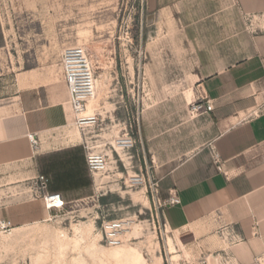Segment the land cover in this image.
I'll return each instance as SVG.
<instances>
[{
  "label": "crops",
  "instance_id": "0c3cea01",
  "mask_svg": "<svg viewBox=\"0 0 264 264\" xmlns=\"http://www.w3.org/2000/svg\"><path fill=\"white\" fill-rule=\"evenodd\" d=\"M145 6L159 25L189 42L197 86L190 94L214 104L212 112L185 114L167 135L147 136L162 198L175 190L180 199L162 209L163 219L186 238L196 260L258 264L256 258L264 261V0H145ZM5 39L0 22V48ZM72 112L67 85L57 93L30 86L0 105V218L33 219L27 208L5 211L35 193L41 175L65 207L96 196L87 141ZM232 231L239 242L214 244L216 235L227 239Z\"/></svg>",
  "mask_w": 264,
  "mask_h": 264
},
{
  "label": "rangeland",
  "instance_id": "374dc122",
  "mask_svg": "<svg viewBox=\"0 0 264 264\" xmlns=\"http://www.w3.org/2000/svg\"><path fill=\"white\" fill-rule=\"evenodd\" d=\"M158 21L147 11L145 0H0L6 35L0 48V105L14 101L30 86L45 85L56 93L66 87L62 51L83 46L93 64L98 95L93 101L97 109L92 111L89 101L87 114H95L98 121L79 129L91 151L110 156L93 198L52 216L33 192L23 194L22 205H9L6 213L27 208L33 219L25 220L21 214V222L14 223L10 233L0 234V264H75L80 256L85 264H117L93 256L94 241L107 251L137 246L149 263H157L159 256L160 264L199 261L184 246L186 238L165 228L163 207L151 193L155 184L164 200L147 136L167 135L179 118L191 117L190 90L197 87L189 42L174 37ZM126 133L135 146L122 151L117 140ZM141 172L146 184L132 185L131 176ZM42 212L45 217L38 218ZM113 219L129 224L119 246H109L103 239L102 222ZM169 236L179 255L176 260L171 258ZM229 241L216 235L214 244L225 246Z\"/></svg>",
  "mask_w": 264,
  "mask_h": 264
},
{
  "label": "built area",
  "instance_id": "2783aa9c",
  "mask_svg": "<svg viewBox=\"0 0 264 264\" xmlns=\"http://www.w3.org/2000/svg\"><path fill=\"white\" fill-rule=\"evenodd\" d=\"M61 69L64 75V79L70 94V105L73 113L75 114L76 124L79 128L85 126H91L97 123L98 118L95 114L90 116H81V114L87 109L88 101L96 95V78L95 71L93 68L92 61L89 57L88 52L83 46L74 45L67 46L62 51L61 58ZM189 112L192 116L203 112H212L214 110V104L212 100L203 94H199L189 105ZM29 139L36 143L35 136L29 135ZM117 144L120 150H131L135 146V142L129 133H126L123 137L117 140ZM87 148V162L89 169L94 176L97 178V174H101L109 167L110 156L106 153L99 151H91L88 144ZM118 155V150H115ZM214 161L217 164L219 170H222V164L219 159L218 153L215 151ZM114 152L111 150V156L113 157ZM131 184L134 186H140L146 184V177L144 173H135L130 178ZM49 179L41 175L38 177V183L34 188V192L41 196L43 199L45 208L47 210H64L65 203L60 193L51 194L48 192ZM97 182V179H96ZM155 185V184H154ZM151 185V193L153 199L158 198L161 207L167 205H173L180 203L179 197L172 190L171 195L168 199L161 201L158 197V189H154ZM154 190L156 194H154ZM164 226L167 228V223L164 221ZM103 239L109 246H119L124 242V234L129 227V224L124 220H104L102 222ZM14 229V223L10 219L0 218V234L10 233ZM224 236V234H223ZM232 243L239 242L240 236L232 231L226 236ZM258 264H264L262 258H256ZM173 264V263H170ZM184 264V263H183ZM194 264H211L207 259H200ZM228 264V263H226Z\"/></svg>",
  "mask_w": 264,
  "mask_h": 264
},
{
  "label": "bare ground",
  "instance_id": "6f19581e",
  "mask_svg": "<svg viewBox=\"0 0 264 264\" xmlns=\"http://www.w3.org/2000/svg\"><path fill=\"white\" fill-rule=\"evenodd\" d=\"M97 96L98 95L96 94L93 98H91L89 100L90 102L92 101L91 104H89L90 102L88 101L89 107H91L92 111L96 110L98 107L97 104L93 103V101H96ZM87 107H88V105H87ZM87 109L81 114V116H90L87 114ZM96 179H97V181H100L99 174H97ZM168 242H169V247H170L171 253L173 254V256L171 258H172V260H176L177 257H179V255L177 254L176 247L174 245L172 236H169ZM92 246L94 247V249L91 252L93 256H97L100 260H113L117 264L118 263H120V264L121 263L122 264H160L161 260H162V257L159 256L158 257L159 260L157 263H149L147 258L142 253L143 250L141 251V249L137 246H130L128 248H117V249H114L113 251H107L106 248L99 247L97 244V241H94ZM75 261H74L75 264H85V263H83V257H81V256L77 257Z\"/></svg>",
  "mask_w": 264,
  "mask_h": 264
}]
</instances>
